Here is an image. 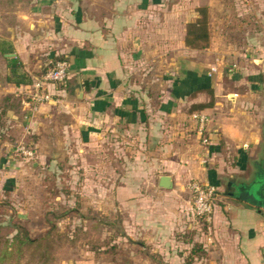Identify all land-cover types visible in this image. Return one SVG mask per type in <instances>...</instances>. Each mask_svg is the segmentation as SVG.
<instances>
[{"label": "crops", "instance_id": "1", "mask_svg": "<svg viewBox=\"0 0 264 264\" xmlns=\"http://www.w3.org/2000/svg\"><path fill=\"white\" fill-rule=\"evenodd\" d=\"M205 5L226 22L225 36L189 48L185 25ZM6 57L27 84L6 81ZM58 58L69 63L66 85L47 84L51 99L28 107L26 89ZM50 111L67 113L70 195L91 186L82 177L102 182L85 154L107 130L115 141L110 190L122 232L113 250L83 249L66 264H263L264 208L223 190L230 177L235 185L264 171V0H0L4 130L21 112L24 133L36 134ZM160 175L169 188L157 186ZM192 179L217 190L207 219L191 215Z\"/></svg>", "mask_w": 264, "mask_h": 264}, {"label": "rangeland", "instance_id": "2", "mask_svg": "<svg viewBox=\"0 0 264 264\" xmlns=\"http://www.w3.org/2000/svg\"><path fill=\"white\" fill-rule=\"evenodd\" d=\"M221 3L216 8H220ZM198 9L202 10L205 18L208 41L209 36H225L227 25L216 16L217 9H208L206 5L197 7L194 20L200 17ZM189 42V39L184 38L185 46L202 49L192 47ZM50 112L52 114L47 118L36 119L39 124L34 122L38 128L36 134L24 133L28 120L27 115L21 116V112L6 130L4 122L0 120V138L5 140L0 145V192L6 185L13 188L11 194L3 195L12 202L17 212L11 222L21 230L25 228L31 237H37L33 244L21 245L17 250L8 244L14 233L21 236L20 229L1 225L0 251L9 248L10 256L0 264H66L67 260L79 259V252L83 249L96 250L102 247L105 251L113 250L115 235L122 232L120 224L115 223V217L122 215L115 211V198L110 190L115 182L111 174L115 170V141H112V133L105 131L107 139L103 144L91 146L85 154L87 170L93 172L97 169L103 175L100 178L102 182L99 180L97 183L91 175L82 177L83 187L97 183L107 188L101 192L99 187L95 191V186H89L91 189L86 186L84 191H75L70 195L66 192L65 163L61 161L65 153V128L62 125L68 121L67 113ZM2 116L0 113V118ZM19 142L34 149L33 158L23 159L15 153V146ZM51 154H55L59 161H50ZM79 182L74 176L73 183ZM3 219L6 222V218Z\"/></svg>", "mask_w": 264, "mask_h": 264}, {"label": "built area", "instance_id": "3", "mask_svg": "<svg viewBox=\"0 0 264 264\" xmlns=\"http://www.w3.org/2000/svg\"><path fill=\"white\" fill-rule=\"evenodd\" d=\"M211 71L215 68L211 67ZM69 74V63L65 58L56 59L41 76L28 86L25 91V103L30 108H34L43 102L51 99L46 85L53 84L65 86ZM200 123L199 131L203 129V123L206 121L205 116H198ZM202 135V134H201ZM201 142L205 144L207 138L201 136ZM15 153L23 159H31L34 156V149L27 146L23 142H19L15 146ZM188 189L191 195V215L193 217L208 218L212 213L213 204L217 198V190L214 186L202 183L197 179H192L188 183ZM262 263L264 264V248L262 252Z\"/></svg>", "mask_w": 264, "mask_h": 264}, {"label": "trees", "instance_id": "4", "mask_svg": "<svg viewBox=\"0 0 264 264\" xmlns=\"http://www.w3.org/2000/svg\"><path fill=\"white\" fill-rule=\"evenodd\" d=\"M197 11L198 14H200V17L196 18L194 21L188 22L185 25L184 38L185 40L189 39L190 41L189 44L192 47L203 48L207 44L208 35L206 31L205 18L202 13V10L198 9ZM6 60H7V74L5 77L6 81L13 83L15 85L27 84L30 79L25 72L20 70L21 65L19 61L15 57H6ZM52 63L49 66H51ZM206 92L211 94L209 90H206ZM208 104H210V102H207L206 104H200L198 105V107H203ZM3 188L4 190H9V186L7 185L4 186ZM6 192L7 191H5V194ZM16 214L17 212L12 202L6 200L5 197L0 198V229H1V225L3 224H6V226H10L12 228L20 229L19 231L21 233V236H19V233H14L10 238V243L8 244L9 246L11 245L18 250L21 247V245H29L36 242L35 240L37 239V237H31L25 228L21 230V228L13 226L11 220L13 218H16ZM3 218H6V222ZM7 249L9 248H4L0 251V262H2L3 260L7 259V257L10 256V251H8Z\"/></svg>", "mask_w": 264, "mask_h": 264}, {"label": "water", "instance_id": "5", "mask_svg": "<svg viewBox=\"0 0 264 264\" xmlns=\"http://www.w3.org/2000/svg\"><path fill=\"white\" fill-rule=\"evenodd\" d=\"M87 84V81L83 82L86 88ZM157 186L160 188H169L171 186L169 176L160 175L157 178ZM223 193L225 195H234L239 199L264 208V171L260 175H255L248 182L242 181L235 185H233V178L230 177L226 182Z\"/></svg>", "mask_w": 264, "mask_h": 264}, {"label": "flooded vegetation", "instance_id": "6", "mask_svg": "<svg viewBox=\"0 0 264 264\" xmlns=\"http://www.w3.org/2000/svg\"><path fill=\"white\" fill-rule=\"evenodd\" d=\"M262 172H263V171H262ZM262 172H261V173H262ZM261 173H260V174H261ZM258 174H259V173H258ZM258 174H256V175H258ZM260 174H259V175H260ZM234 192H235V191H234Z\"/></svg>", "mask_w": 264, "mask_h": 264}]
</instances>
